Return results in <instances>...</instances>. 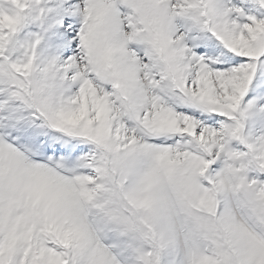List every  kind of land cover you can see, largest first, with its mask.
Segmentation results:
<instances>
[{
  "label": "snow or ice",
  "instance_id": "6c2138e0",
  "mask_svg": "<svg viewBox=\"0 0 264 264\" xmlns=\"http://www.w3.org/2000/svg\"><path fill=\"white\" fill-rule=\"evenodd\" d=\"M0 264H264V0H0Z\"/></svg>",
  "mask_w": 264,
  "mask_h": 264
}]
</instances>
